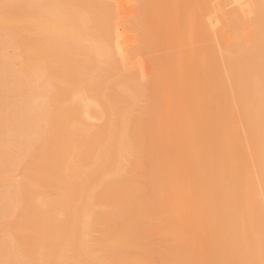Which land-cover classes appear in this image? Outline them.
Wrapping results in <instances>:
<instances>
[{
    "label": "bare ground",
    "instance_id": "1",
    "mask_svg": "<svg viewBox=\"0 0 264 264\" xmlns=\"http://www.w3.org/2000/svg\"><path fill=\"white\" fill-rule=\"evenodd\" d=\"M36 1V4H39L38 6H40L37 7L40 8V11L35 10L38 14L36 15L37 17L35 16L37 18L36 22L32 23L33 20L31 19H34L33 17H31L30 20L27 17L31 13L27 14L24 12L27 9L31 8H28L26 3L18 5L16 4L10 10L12 13H17V9L23 10L22 12L26 14V17H17L20 14L15 17L13 15L16 14L11 15L13 17H7L12 25H16L17 27H21L20 29L25 30H23L22 32L15 31L17 33H13L12 35L16 44H18V46H16V49L19 51L18 54L20 56V59H24L25 62H33L38 60H41L42 62L45 61L44 56L46 55L44 54H48V50H50L51 48H48V52H46V50H44L46 53L43 52V49H45L43 47L47 43H44L45 40H43L44 37L42 36V33H39L37 30L34 31L32 27L35 29H42L44 31L47 27L52 26L53 29L54 27H56V29L58 30L57 34H54L53 39L50 40L53 42H49L51 43L50 45H52H49V47L53 48V52L50 51V55H53V58L50 55L48 56V58H52L53 62V65L50 66H56L57 68L60 67V69L62 67L64 69V71L62 70L64 73L68 71H66V69L70 70V64L74 62L73 60L77 61L78 59L77 50L75 47L78 46V44H80L81 46V43H83L86 46L88 45L89 51L83 53V55L86 56V59L82 54L80 55V57L82 56V61L80 60V62L82 63L85 59V62H83L82 64H86L87 66V63L89 61H94V57L92 58L91 55H93L92 53H95L94 55L96 57L97 55L101 57L102 60L100 63H102V65H105L106 68L103 69L101 67V69L94 71V74L90 75V73L88 74V72L92 70L89 69L91 65L87 66V68L85 67L84 69L83 67L85 65L83 67L81 65L80 70H89L87 72L85 71V73L78 70L77 72L72 74V77H70L71 79L67 77L69 80H62L63 83L59 85L58 90H55V92H57L53 97H51L52 100H56L57 103H62L63 100L61 98L66 99L64 97V92H70V95L67 94L70 97L69 105L67 108L66 106H62V108H60L56 105L55 108L49 106L50 108H52V110L48 109V107L44 108L46 104V97H44L45 95H47L46 91V93H43L40 97L38 95V100L40 102L38 100H35V98L33 97V101L30 99L32 102L24 104L23 111H20L23 112L22 115L24 114L26 119L23 118L24 115H19V120L20 116H22V119L25 120H23V123H25L26 126L30 124V120H28L27 118L32 115L34 116L35 113H38L39 117H34L38 118V122H42L43 120L44 126V132L40 131L42 134H40V137L38 136L39 139L36 140L37 142L35 141L34 148H31V151L26 150L30 152V154H28L30 157L28 158V155H24L27 156L25 158H28V161L24 165H28V167H31V170L29 169V173L27 174V176L29 177V181L30 183L32 182V186H34L33 188H35L36 191H34L33 193H27L25 190L26 186L24 185V183L20 182L21 184L18 183L20 185V193L17 198L15 195H17L18 191L14 193L15 195H9L11 193H7L10 198L12 197V199L14 200L16 199V204H13L15 205V207L11 210L10 208L7 210L9 213H17L18 216V221H16L17 218H15V220L13 219L14 221H12L11 219V221L8 222L9 227L6 226L8 227L7 229H10L9 232L11 231V233L15 230L16 227L20 229V232L23 229H27L30 231L28 232V238H21L20 241L22 245L21 247H25L26 250L25 253L27 258L25 257L23 259H26L28 261V264H151L147 261L146 258L157 250L161 254L159 264H264V64L263 61L261 62L263 58L261 57L262 54L259 56L258 53H254L255 51H252L255 55L251 54L252 57H248L247 53L249 54V51L246 52L248 48L243 51L241 50L242 52L238 51L240 55L243 56L246 52L245 56H247L248 58H253V56H255L254 62L256 60V55H258L259 57H261L259 59V57L257 56L260 62L259 64H256L255 62L256 65H248V62L247 64H244L242 63L245 62L243 61V56L238 55V60L242 59V61L241 63H238V68L234 70L235 72H232H239L242 74H240V76L238 77L239 74L237 73L238 75L236 78V75L232 73L236 79L231 78L229 83L226 82L228 83V88L224 87L220 82H218L219 79L204 80L203 89L205 88V91L203 90V94L207 91V88L208 90L212 88L218 89L220 87H222L223 89V92L221 94L222 100L220 101V106L218 107L219 110L217 111V114L220 113L219 116L221 118L219 117L220 119H218L217 117L216 119H218V121L212 126L213 130L219 132V136L218 138H214L212 136L214 139H216L214 143V139L212 137H208L209 132L211 131L207 132L208 130H206L207 133H205L204 130L206 128L203 129L204 127H201L204 131V133L201 134L202 131L200 125H202L201 123L203 122H201L200 118H204L206 114L203 116L201 114L204 112H202V110L204 109H202L203 105L200 104V98H205V95H203L204 97L201 96L200 98H198L197 96L200 103L198 104L196 103V100L194 101L195 106H193V112H191V114L189 113L191 118H188V116L183 117L182 119H184L185 121L181 119L183 122L180 120L179 123L176 124H184V127L189 128L187 129L189 131L188 137H195L196 139H192L194 140V142L190 140L187 143H182L180 141L182 137L180 133L166 134V132L163 131V114L154 113L157 111H154V114H148V106L146 110L144 108L145 111L143 112L139 110V108H141L139 106L137 111L135 110L136 112L133 111L134 113L125 111L127 109L126 105L128 107V110L130 107L128 106L130 104V101L129 99H127L130 95L128 96L124 93V89L126 88L125 82L129 79L127 77L129 74H131L129 75L130 78L132 77V74L134 75L133 77H135L136 75L134 73H129L128 75L125 74L127 76H124L123 74L121 75V73H119L121 71L118 72L120 68L119 67L118 69L116 68L117 70L115 69V71L120 74L118 75L116 73L118 79L121 80H113L112 78L114 77L110 78V76L112 75L111 73H113L112 71H114V69L112 70V67L115 68V65L118 63L116 62V60L118 61L119 57L120 60H123L125 56L123 36L120 32L121 24H118L120 23V17L117 1L116 3H114L115 1L113 2L112 0H108L109 2H105L103 0L105 3L100 2V10L97 9V11L100 12H97L98 16H96L95 19L96 23H98L97 28L95 24V32L92 31L90 27L92 26L91 23H94H90V21L93 19L91 18V20H85L83 19V17H81V13L80 16L79 13L75 11V8L83 4L81 3L83 0L80 1V5L77 1L75 2H77L78 5L77 3H74V0H64V2L61 0L62 2L60 1L57 6H53L51 0H47L49 2L47 4H44V1L46 0ZM95 1L93 0L91 4H93ZM110 1L113 3H110ZM260 1L262 0L220 1V3L216 7L217 10H220L219 12L223 10V7L226 8V6L231 7V9L223 17L221 16L222 18H220V13L213 11L214 13H216V15L213 13L215 15V17L213 16V18L215 19L213 24V28H215L214 30H218L220 26L222 27V25L220 24L223 23L227 28L233 30L232 32H234L236 36H239V40L240 38H242L240 37V35L243 34V30H245L243 28V24L244 19H246V14L251 13L253 15V10L258 12V9L261 8L258 7L260 6ZM9 2H11L10 5L12 6V0ZM7 4L9 3L7 2ZM31 4L33 5V3ZM84 4H88V2ZM55 7H57L58 9L53 10V8ZM85 8L86 5L84 9ZM261 10L263 11V9ZM83 11L84 10H82V12ZM102 11H105L104 16L102 15ZM38 12L43 13V15L41 16ZM44 13L46 14V16ZM100 13L102 14L100 15ZM223 14L224 13H222V15ZM136 16L137 19L139 18V20L136 21L137 24L134 23V25H132L133 23L131 22L132 24L130 25H132L136 29H144L145 26L143 28L142 24V27H135V25L140 26V24L138 23L141 20L140 18L143 17L141 16V14V17H138V15ZM260 17L261 16L258 17V20L253 18L251 19V22L253 20L258 21L255 24L253 22L254 25L252 24L254 26V30L257 29L258 26V31H253L256 34L258 33L257 35L261 36V39H258V37L256 36L258 41L262 40L263 35L261 34H264V16L262 18L263 20L260 19L263 23L260 21L262 24L260 23V25H258ZM93 18L95 17L93 16ZM208 21L210 20H207V24L199 22V29L201 30L202 28L204 32H207L209 28ZM128 22H130V20ZM74 23L77 24L76 27L81 29L82 32L70 36L69 33H71V30L66 32L64 30L71 29L70 25ZM88 24H90V26ZM260 26L263 30L260 29ZM52 28L50 29L52 30ZM90 30L91 32H94L93 35H91V32L89 33ZM202 30L200 32H203ZM74 31L75 30H73L72 32ZM220 32L223 33V31ZM229 32L230 31H228V33ZM140 35L141 34H139V36ZM207 35L208 34L206 33V36ZM217 35H219L220 38L222 36L220 33H218ZM252 37H254V35ZM248 38L250 37H247V39ZM222 39L223 38L220 39V42H222ZM254 39H252V41H255L253 46H255V44L257 45V42ZM240 40V42L244 43V40ZM216 42H218L219 47V41ZM12 43L14 42L12 41ZM224 43L225 42L222 43V46L224 48L220 46L218 52L219 55L222 56L223 64H227L230 57L227 54H233V50L229 48L231 50L230 51L228 49L229 46L226 47L227 45H223ZM138 45H136V47ZM259 45L261 49L258 46L259 49L256 47V51L258 49L259 52L262 51L260 53H263L264 47H262L261 42ZM141 47L143 46L141 45ZM133 49L132 51H134ZM136 49L140 50V47L138 46ZM136 49L133 53L131 52L130 54L133 55L136 52ZM2 50L4 51V48ZM253 50H255V48ZM113 51L115 54H113ZM13 52L15 54L17 53L15 51ZM114 55L115 57L118 56V59L115 60ZM136 55H139V52ZM11 57H5V60H2L4 61V63L2 62L3 69L0 71L2 74L0 75L3 78V81L2 78H0L1 82H3L2 85H0L1 100H5L2 94L7 89L10 90V88H25L26 90L27 88H33L34 83H36L35 80L33 82L34 77L32 76L34 73H29L30 71L28 72L26 70H24L23 73H21V71L19 72L20 74H22V76L18 74V77L16 79L13 78L14 76H11L13 80L9 79L12 71L11 62H13H10ZM130 58L131 57H129V59ZM231 61L233 62V59L230 60V62ZM44 63L45 62H43L42 64L44 65ZM81 63L78 64V67ZM111 65L113 66L111 67ZM2 66H0V69ZM6 67L11 71L7 70ZM12 67L14 68V66ZM73 67H75L76 69V66L73 65L71 67V70H74L72 69ZM109 68H111L112 70L111 73L110 70L108 71ZM209 70H207V72ZM9 72L10 74L7 78V74ZM14 72L16 73L15 70ZM52 73H50V75ZM108 73H110L111 75L108 76ZM245 76L246 78H248L247 80H244ZM210 77L213 78L212 76ZM136 79L139 82L137 76ZM131 81L134 82V78L133 80L131 79ZM45 82L48 83L47 81ZM56 84H58V81ZM49 85L50 84L48 83V86ZM195 89L198 90L197 88ZM135 90L133 89L134 92ZM60 100L62 102H60ZM133 100H136V98ZM133 100L131 101V103H134ZM141 100L144 101L143 99ZM70 104H72V106H70ZM149 104L151 105V103ZM81 106L83 107L81 108ZM3 107L4 106H2V108ZM13 108L15 109V107ZM80 108L83 109V111H81ZM46 109H48L49 111ZM3 110V112L5 113L6 108ZM149 110L151 109L149 108ZM214 113H212L213 116H215ZM210 114L211 113L207 114L208 118ZM146 115L150 116L145 117ZM168 117L169 116H167L166 118L168 119ZM10 118H12V116L9 117V119ZM91 119L97 122L101 121V124L89 126L87 122ZM12 121H15V119ZM31 121V123L34 122L33 124H35L37 120L34 121V119H31ZM4 123L7 125L5 121ZM19 123L20 126L24 125H21L22 122ZM5 124L3 125L5 126ZM207 125L208 123H206L205 126ZM6 127L7 126H5V129ZM209 128V130H212L211 126ZM7 129H9V127H7ZM10 129L15 133L14 135L16 136L24 137L25 135L23 132V128L17 127L15 124L10 123ZM6 130L4 131L6 132ZM11 130L9 132H11ZM26 130L27 129H25V131ZM30 132L31 134H33L31 130ZM212 133L213 132H211V134ZM33 135H37V132ZM22 138L19 139L22 140ZM1 139L2 137H0V147L2 148L0 149V166L2 169L4 168V171L5 169H7L6 167H9L11 165V162L13 163V156H10V154L13 153V150L10 154H8L10 151L6 154L5 150L12 147V145L5 149L4 146L6 143H4ZM25 139L26 138H24V140ZM244 139H246V141H244ZM191 142L193 144H191ZM244 142L247 145H253L254 147L253 152L250 154V157H248V148L245 147ZM8 143L7 145H9ZM31 144L32 141H30L29 145ZM143 152H146L148 166H145L141 161L142 158L145 157V155H142ZM18 159L20 160V158ZM24 159H22V161H25ZM177 160L179 162L183 161V163L186 164H183L184 166L181 164V166L178 167L176 165ZM162 162H168L169 164H172V168L170 170L173 173V178L177 179L182 184L180 192L176 193L175 190H172L174 195L173 199L179 201L184 200L185 206L187 208H189L191 204H195L197 207V212L194 218L196 219V223H198L196 231L199 232L200 230L201 232V230H204L205 233V228L208 227H201L208 225L209 227H211L208 228V230H210L212 232V235H214L211 237L203 238L202 242L200 243L198 252L194 253L193 260L190 259V262L186 261L187 257L183 245H179L180 243L177 242L179 243V248H174V242V245L170 242L168 229L172 227V223L174 221H172L171 218L174 220L175 215H173V212V216L170 218L172 209H169L170 212H168L167 209V200L170 196L169 191L171 193V187L168 184V179H166V177L161 174V172L163 171L160 167ZM22 163L23 162H20L21 166ZM3 171L0 173L6 179V176L10 174L11 170H5L7 171L5 174ZM14 175L11 174L10 176L14 177ZM109 176H113V178L108 179ZM146 176L154 186V189L151 191L153 192V196L151 198H148L147 193H145V191H148V189L144 188L145 186H143V183L140 184L141 181L139 180V177ZM131 177H134V183L135 185H137L135 189H130L128 186ZM208 178H210V180H208L209 182L206 181V179ZM203 180L206 182V184L208 182V184L205 186L208 190L206 192L207 194L204 193L208 197L205 198V200L204 198H201L199 194L197 197L198 199L192 197L190 193L193 192L190 191V186L195 184V182H197V184L201 182L202 184ZM210 181L215 183V186L217 183V186L214 187L219 192V195H217L219 196L218 199L216 197V191L212 192L213 189L210 190V187H212L210 184H213ZM17 185L14 186V190L17 188ZM33 188L31 187L30 191H33ZM142 189L145 190L142 191ZM182 189H186V192H182ZM57 191L59 193L54 196L52 193ZM214 192L216 194H214ZM212 194L213 198L215 196V200H212L210 198L212 197ZM13 196L15 198H13ZM6 197L7 196H4L3 198ZM95 206L102 207V210H94ZM211 210H214V212H212L213 216L211 215ZM6 212L7 211L0 206V218L5 217L3 215ZM222 220L223 223L226 222L225 225L220 223V221ZM114 225L121 227V229H123V232H114ZM218 228H220L221 230ZM223 228L224 230L226 229L225 232ZM92 233H96L97 235L95 237H91ZM9 235L11 234L9 233ZM12 236L11 239L13 238L14 240L15 236ZM18 238L19 237H17L16 241H19ZM135 249L139 252L135 254L130 252L131 250ZM3 253V251L2 253H0V264H15V262H17V258L16 261H13L11 259V254L9 255ZM25 253L22 254L25 256ZM171 256L176 258L174 260L175 262L172 260L173 257L171 258ZM10 260L14 263H10ZM20 260L21 262L23 261L22 258ZM171 260L173 261L172 263ZM19 263L20 261H18V264Z\"/></svg>",
    "mask_w": 264,
    "mask_h": 264
},
{
    "label": "rangeland",
    "instance_id": "2",
    "mask_svg": "<svg viewBox=\"0 0 264 264\" xmlns=\"http://www.w3.org/2000/svg\"><path fill=\"white\" fill-rule=\"evenodd\" d=\"M9 1H11V0H5V1L0 0V32H1L0 33L1 34L0 35V66L3 65L2 62L4 63V61H2V60L5 57H8L9 58V57L12 56L11 59H10V62L13 61V62H11V69H12V71L9 70L6 67L7 70L11 71V74H10V72L7 74V78H8V75L10 74V77H9L10 80L11 79L13 80V78L16 79L18 77V74L22 76V74L19 73L20 71H21V73H23L24 70H26L28 72L30 71L29 73H32V74L34 73L32 77H34L33 78V82L35 80L36 83H34V87L33 88L32 87L30 89L27 88L26 90H25V88H20V89L19 88H10V90L7 89L2 94L3 95V98L5 100H1L0 99V111H1V114H0L1 115V118H0V137H2L1 140L4 143H6L5 146H4L5 149L12 145V147L8 148L9 150L8 149L5 150L6 151V154L9 151L10 152L8 154H10L12 152V150H13V153H14V154L13 153L10 154V156H13L12 157L13 163L12 162L10 163L12 166L10 165L11 167L10 166L9 167H6L7 169H5V170H11V172H10V174L8 176H10L11 174H13V175L15 174L14 177H11V176L8 177V176H6V179H5V177H3V175H1V173H0V175H1L0 176V186H1L0 187V200H1L0 201V203H1L0 206H1V208H4L7 211L3 215L5 217L0 218V246H2V247H0V253H2V251H3L4 252L3 254H9V255L11 254L10 257H11V259L13 261H16V258H17V262H15V264L16 263L18 264V261H20L21 264L22 263L23 264H28V261L26 259H23V258L26 257V253H25L26 250H25V247H21L22 245H21V242L20 241H21V238L22 239L24 237L28 238V236H29V233L28 232H30V231L27 230V229H23L20 232V229L17 228L16 225H15V227H16L15 230L13 229L14 231L12 233H11V231L9 232L10 229L9 230L7 229L9 227L8 226L9 225L8 222L11 221V219H12V221H14L15 218H17L16 221H18V216H17V213H14V212H13L14 214L13 213H9L7 209L10 208V210H11L12 208L15 207V205H13V204H16L15 203V200L16 199L14 200V199H12V197L10 198L9 195H15L14 193L16 191H18L17 192V195H15V196H16V198H17V196H19V193H20L19 192V187H20L19 184L24 183V185L26 186L25 190H26L27 193H29V192L33 193L34 191H36V189L33 188L34 186H32V182L30 183L29 177L27 176V174L29 173V169L31 170V167H28V165H24V164L28 161V158L30 157L28 154H30L29 151L32 150L31 148H34L35 141L39 139L40 134H42L41 132H44L43 131L44 130V128H43L44 126H43V120H42V122H40V121L38 122V118H35V117H39V114L38 113H35V115H34L35 117L32 115L29 118H27L28 120H30V124H28L29 126L28 125L26 126L25 123H23L25 121L24 119H26V117H25L24 114H23L24 115L23 116L22 115L23 112H20V111L21 110L23 111L24 104H28V103L32 102L33 101L32 99H34V98H35V100H38L39 99L38 98V95L40 97L43 93H46V91H47V95H45L44 97H46L45 102H46L47 106L45 104V107L44 108H47L48 107V109H51V110H52V108H55L56 106H59L60 108H62V106L63 107L66 106V108H67L68 105H69V100H70V97H69L70 92H68V93L64 92V97L66 99L67 98L68 99L66 100L64 98H61L63 100V102L61 100H60V102H62V103H57V101L54 100V99H53L54 101L52 100V97L57 92V91L55 92V90H58L59 85L62 84L65 79L66 80L68 78L71 79L70 77H72V74H74L78 70L79 71H82L83 73H85L86 69L85 70H83V69L85 67L87 68V66H90V65L92 66V67L91 66L89 67L90 70L92 69L90 72H88V74L90 73V75L91 74H94V71H97V70L101 69V67L103 69H105L106 66L105 65H102V63H100L102 59L98 55L96 57L94 55L95 53H92L93 55H91L92 58L94 57L93 58L94 61L92 62V60H91V61H89L87 63L88 64L87 66H86V64H84L85 65L84 66L82 63L85 62L84 60L86 59V56H84L83 53H86L87 51H89V47H88V45L86 46L83 43H81V46H80V44H78V46L75 47L76 50H77L78 59H77V61L76 60H73L74 62H72V64H70V70L69 69H66V71L67 70L68 71L64 73L63 72L64 69L62 67H61V69H60V67H58L59 68L58 69L56 66H54V67L53 66H50V65H53L52 64L53 63L52 62L53 55H50V51L53 52V48L52 47H49V45L51 44L49 42H53V41H50V40L53 39L54 34H57V30H58V29H56V27H54V29H53L52 26L47 27L44 31L42 29H38V28L35 29V28L32 27V29L34 31L37 30L39 33H42V36L44 37V39L43 38L42 39L45 40L44 43H47L43 47V48H45V49H43V52L46 53V52L49 51L48 54L47 53L44 54V55H46L44 57L45 58L47 57L46 59H49V60H46L44 58L45 61H43V62L46 63V61H47L46 64H48V65H46L45 63L43 65L42 64L43 62L41 60L33 61V62H30V61L29 62H25L24 59H22V58L20 59V56L18 54L19 51L16 49V46H18V44H16V42L14 41V38H13L12 35H13V33H17L18 31L22 32L24 29H20L21 27H17L16 25H12L9 22V20L7 19V17L8 18L13 17V16L15 17V16H17L19 14L20 15L17 16V17H22V16L23 17L24 16L26 17V14L25 13H27V14L28 13L29 14L31 13L27 17L29 18V20L31 19V17H33L35 19V21H34V19H31V20H33L32 23H34V22L37 21V18H36L37 16L36 15H38L35 10L40 11V8H37V7H40V6H38L39 4H36L37 3L36 0H33V1L32 0L31 1L30 0H23V1L22 0H12V3H13L12 6L10 5L11 2H9ZM48 1H50V0H48ZM48 1L47 0L44 1V4L49 3ZM60 1L61 0H51V2L53 3V6H57L60 3ZM62 1L64 2V0H62ZM69 1H73V0H69ZM75 1L79 2V5L81 3H83L80 6H78L77 8H75V11L78 12L80 16L82 14L81 17H83V19H85V20H91V18L93 19V20L90 21V23L91 22H94V23H91L92 26H90V24H88V25L91 27V30L95 32V30H96L95 29V24H96V28L98 26V23H96V20L95 19H96V16H98L97 15V12H100V11H97V9L100 10L99 4H101L104 1L107 2L108 0H104V1L103 0H101V1L100 0H96V1L94 0L95 2L93 4H91L93 2V0H86V1L83 0L84 2L82 0H74L73 2L74 3H77ZM80 1H82V2L80 3ZM98 1H99V3H98ZM112 1L113 2L115 1L114 3H116V1H117V6L119 8V17L120 18L119 17L118 18L120 20V23H118V24L119 25L121 24L120 25V28H121L120 29V32L122 33V36H123V43H124L123 46H124V49H125L124 50L125 56H124V59L123 60H120V57L118 59V56L115 57V55H114V59L115 60L118 59V61L116 60V62H118V63L121 62V63L120 64L117 63L115 65L116 67L114 66L115 68H113L112 67L113 65H111L112 70L114 69V71H115L116 68L118 69L120 67L119 70H118V72L121 71V72H119V73H121V75L123 74L124 76H127L129 73H134L138 77V79H139V82H138V80L136 79V76L133 77L134 75L132 74V77L134 78V82H133V81H131V79L133 80V78L132 77L130 78V76H129L131 74H129L127 76L129 79L125 82L126 88L124 89V93L126 95H128V96L130 95L131 97L130 96L129 97L127 96L128 97L127 99H129V101H130L129 102L127 100L130 103L128 105V106H130L129 107V110H128L127 105H126V108L127 109L126 110L124 109V110L127 111V112L134 113L133 111H135V110L137 111V109L139 107H141V108H139V110L141 112H143V111H145L147 109V106H148L151 109V110H149V108H148V111H149V112H147L148 114H150V113L151 114H154V113L163 114L162 126L164 125L163 131H165L166 134H179L180 133L181 136H182L180 141L182 143H187L190 140L196 139V138L195 137H193V138L188 137L189 131L187 129H189V128L184 127V124L183 125L182 124L181 125H176V124H178L179 121L183 117H187L188 116V118L189 117L191 118L190 114H191V112H193V106H195L194 105V101L196 100L197 101L196 103H198V104L201 101L200 104L203 105L202 106L203 107L202 109H204V110H202V112L203 111L204 112L201 113V114H202V116L205 115V114L206 115L204 116V118H200L201 122H203V123H201L202 125H200V128L201 127H204L203 129L206 128L204 130L205 133H207L209 131L213 132L212 133L213 135L211 134V132H209L208 137H212L213 136L214 138H216V137L218 138L219 132L213 130L212 126L218 121V119L221 118L219 116L220 113L217 114V111L219 110L218 107L220 106V101L222 100V95L221 94L223 92V89H222V87L218 88L219 90L217 88H212V89L216 90L217 91L216 92V91H214L212 89L208 90V88H207V91L203 94V90L205 89V88L203 89V83H204V80H211V79L217 80V79H219L218 82H220L224 87L228 88V83H229L230 79L231 78H235L234 75H236V78H237V75L238 74H239L238 77L240 76V74H242V73H239V72H236V73H233V72H235L234 70L238 68V63L239 62L241 63V61H242V59L241 60H238V57L239 56H243V55H240L239 52H242L243 50H246L247 48L248 49H247L246 52L249 51V54L247 53V56L248 57L251 56V54L253 55L254 53H258L259 56L262 54L261 57L264 58V56H263L264 52L263 53H260L262 51L259 52V50H258L260 48V45H259L260 42H261L262 47H264L263 46L264 45V34H261L263 36H262V40H259L260 41L259 42L258 39H261V36L260 35H257L258 33L256 34L255 32H253V31H256V30L258 31V26H257V29H255V30H254V26H253L258 21H254L253 20L251 22V19L252 18L258 20V17L259 16H261V17L259 18L258 25H260V23L262 22V20H263L262 18L264 16V0H262L263 3H262V1H260L261 2V3H259L260 6H258V7H261V8H259L260 10L263 9V11L261 10L262 12L258 9V12L253 10V12H252L253 15L251 13L250 14H246V17H245L246 19H244V24H243L244 25L243 28L245 30H243V32H242L243 34L240 35V37H242L240 39L244 40V43L243 42H240L241 40L240 39H239L240 41L238 40L239 36H236L234 34V32H232L233 30L227 28L226 25L223 24V23L220 24V25H222L223 28L219 25L220 28L218 30H214L215 28H213V26H214L213 24H214V20L215 19L213 18V16L215 17V15H216V13H214V12L220 13L221 14V15L219 14L220 15V18H222L231 9V7L226 6V8L223 7L222 8L223 10L221 12H219L220 10H217L216 7L220 3V1H222V0H142V1H140V0H112ZM217 1H219V2H217ZM7 2L9 4H7ZM87 2H88V4H84V3H87ZM113 2L110 1V3H113ZM138 2H140V3H138ZM22 3L23 4L26 3V5L28 6V8L31 7L29 9H27L28 12L26 10V11H24L25 12L24 13V12H22L23 10L17 9V11H18L17 12L18 14H17V13H12L10 11L13 8L14 5H16V4L18 5V4H22ZM31 3H33V5ZM77 5H78V3H77ZM85 5H86V8L84 9ZM8 6L9 7L11 6V7L9 8ZM94 6H96V7H94ZM81 7H83V8H81ZM91 7L94 8V9H92ZM21 9H26V8H21ZM56 9H58V8L57 7L53 8V10H56ZM227 9H228V11H227ZM77 10H79L80 12L77 11ZM82 10H84V11L82 12ZM88 10H89V12H88ZM90 10H91V12H90ZM93 12L94 13L96 12V13L94 14ZM104 12H103V14L100 13V15L102 14L104 16ZM91 13H92V15L95 18H93V16L91 15ZM222 13H224V14L222 15ZM13 14H16V15H13ZM21 14H23V15H21ZM39 14L41 16L43 15V13H39ZM84 14H86V15H84ZM140 14L143 17H141ZM11 15H13V16H11ZM136 15H138V17H141L140 18L141 20H142V18H143V20L144 19L145 20L144 21L143 20L142 21L140 20L143 23H141L139 21L138 24H140V26H138V25L136 26L135 25V27H142L141 26V24H142L143 25V28L145 26L146 29L145 28L144 29L140 28L141 29L140 30V29H138V28L136 29V28H134L132 26V25H134V23L137 24L136 21L139 20V18L137 19V16ZM247 15H249V16H247ZM255 15H257V16H255ZM45 16H46V14H45ZM87 16H89V17H87ZM105 16H106V14H105ZM206 16L208 17V19H207ZM247 17H249L250 19L247 18ZM260 19H262V20H260ZM129 20H130V22H128ZM133 20H135V21H133ZM207 20L212 21V22L208 21L209 28H208L207 32L206 31L204 32L202 30V28H201V30L203 32H200L201 30L199 29L200 28L199 22L200 23L202 22L203 24H207ZM21 21H23V20H21ZM253 22H254V24H253ZM144 23H145V25H144ZM130 24H132V25H130ZM76 25L77 24L74 23V24L70 25V28L71 29L64 30V31L66 32V31H70L71 30L70 31L71 33H69L70 36L81 33L82 32L81 29L77 28ZM93 25H94V27H93ZM261 26H260V29L262 28ZM50 28H52V30ZM29 30H31V29H29ZM73 30H75V31L72 32ZM91 30L89 31V33L91 32ZM261 30H263V29H261ZM15 31H17V32H15ZM135 31H137V32L142 31V32L137 33ZM220 31H223V33H221ZM228 31H230V32L228 33ZM9 32H10V34H9ZM50 32H51V34H50ZM75 32H77V33H75ZM94 32H91V35H93ZM263 32H264V30H263ZM206 33L208 34L207 36H206ZM218 33H220L223 36V37L221 36V38H223L222 39V42H220L221 41L220 40L221 38H220L219 35H217ZM135 34H136V36H135ZM139 34H141L142 36L141 35L139 36ZM230 34H231V36H230ZM253 35H254V37H252ZM256 36L258 37V39H257ZM247 37H250V38L247 39ZM11 38H12V40H11ZM203 38H204V40H203ZM230 39H231V41H230ZM252 39L256 40L257 45L255 44V46H253L255 41H252ZM12 41L14 43H12ZM216 41H219V44H220V46L222 48H224L222 46V43L225 42L223 45H225V46L227 45L226 47L229 46L228 49L230 48L231 50H233L232 51L233 54H231V55H229L230 53L227 54L228 56H230L229 57V62H227V64H223V62H222V56H220L219 55V52H218V49H219L220 46L218 47V42H216ZM249 44H250V46H249ZM136 45H138L140 47V50L139 49L138 50L136 49L138 47V46L136 47ZM141 45L143 47H141ZM154 45H155V47H154ZM50 46H52V45H50ZM258 46H259V48H258ZM77 47H78V49H77ZM251 47H253V48H251ZM256 47L258 48L257 51H256ZM3 48H4V51L2 50ZM48 48H51V49L48 50ZM254 48H255V50H253ZM86 49H88V50H86ZM132 49L134 51L136 49V52L138 51L139 52V55H136V54H138V52L137 53L135 52L133 54L134 56L132 54H130L131 52L132 53L134 52V51H132ZM144 49H147V50H144ZM44 50H46V52ZM13 51H15L17 53L15 54ZM252 51H255V52L253 53ZM246 52L244 53L245 55H246ZM51 54H53V53H51ZM81 54L85 58V59L83 58L84 60H83L82 63L80 62V60L82 61V56L80 57ZM113 54H115L114 51H113ZM49 55L52 58L51 57L48 58ZM258 55H256V60H255L256 64L257 63L259 64V62H260L259 59L261 58ZM244 56H243V59H244L243 61H245V62H242V63L247 64V62H248V65L249 64L256 65L255 62H254V59H255L254 57L255 56H253V58H251L252 56L250 58H248L247 56H245V58H244ZM257 56L259 57V59L257 58ZM129 57H131V58L129 59ZM132 57H134V58H132ZM231 58L233 59V62L231 61L232 64L230 62V60H232ZM234 58H235V60H234ZM263 58H262L261 62L263 61V64H264V59ZM95 59H96V61H95ZM257 59H258V62H257ZM48 61H49V63H48ZM79 63H81V64L78 67V64ZM235 63H237V64H235ZM73 65H75L76 66V69L77 68L78 69L76 70L75 67H73L72 69H74V70H71V67ZM81 65H82V67L84 66L82 70H80L81 69L80 68ZM4 66H5V64H4ZM12 66H14V68ZM97 66H99V67H97ZM260 66H261V64H260ZM49 67H51V68H49ZM35 68H37V69H35ZM96 68H98V69H96ZM209 68H210V70H209ZM2 69H3V66L1 67L0 71ZM14 70L16 71L17 74L14 72ZM109 70H110V73H111V71H112L111 68H109L108 71ZM134 70H136V71H134ZM207 70H209V71L207 72ZM114 71H112L113 72V73H111L112 75L110 73H108V76L111 75L110 78L111 77H114V78H112L113 80H121V79H118V77H117L118 72L117 71L114 72ZM132 71H134V72H132ZM247 72H249V71H247ZM50 73H52V74L50 75ZM0 74H1V72H0ZM64 74H65V76H64ZM125 74H127V75H125ZM1 75H0V78H2ZM118 75H120V74H118ZM11 76L12 77L14 76V77L12 78ZM62 76H64V77H62ZM210 76H212L213 78H211ZM220 78H221V80H220ZM247 79L248 78H246V76H245L244 77V80H247ZM135 80H137V81H135ZM140 80H143V81H140ZM2 81H3V78H2ZM45 81H47L50 85L48 86V83H46ZM57 81H58V84H56ZM0 82H1V79H0ZM130 82H132V83H130ZM226 82H228V83H226ZM2 83L3 82H1L0 85H2ZM129 83H130V85H129ZM127 85H129V86H127ZM192 85H194V86H192ZM54 87H55V89H54ZM192 87H195L198 90H196L195 88H192ZM33 89H34V91H33ZM133 89L134 90L136 89L135 92L133 91ZM7 93H9V94H7ZM10 93H12V94H10ZM217 93L220 94L221 96L218 95ZM67 94H69V95H67ZM143 94H144V96H143ZM203 95H205V98H200ZM197 96H198V98H200V101L197 98ZM145 97H147V98H145ZM27 98H28V100H27ZM131 98H133V99L136 98L137 101L136 100H133ZM141 99H143L144 101H142ZM132 100L134 101V103L133 102L131 103ZM38 101H36V102H38ZM148 101H150V102H148ZM22 102H24V103H22ZM145 102L147 103V105H146ZM3 103H5V104H3ZM149 103H151V105ZM8 104H10V105H8ZM132 104H134V105H132ZM2 106H4V107L2 108ZM5 106H8V107H5ZM19 106H21V107H19ZM49 106L52 107V108H50ZM70 106H72V104H70ZM134 106H136V107H134ZM13 107H15V109ZM17 107H18V109H17ZM82 107L83 106H81V108ZM5 108H6V110H5V113H4L3 112L4 111L3 109H5ZM81 108H80V110L83 111V109H81ZM144 108H145V110H144ZM153 108H154V110H153ZM196 108H197V105H196ZM48 109H46V110H48ZM51 110H50V112H51ZM194 110H195V107H194ZM154 111H157V112H154ZM200 111H201V106H200ZM6 112H7V114H6ZM208 112L211 113L210 114L211 116L209 115V118H208V115H207V114H209ZM2 113H3V115L5 117L2 115ZM212 113H214L215 116H213ZM36 114H38V115H36ZM6 115L9 116V117L12 116V118H10L11 120ZM19 115H22L24 119H22V116H20V120H19ZM148 116H150V115H146L145 117H148ZM167 116H169L168 119L166 118ZM2 117H4V118H2ZM6 117H7V119H6ZM31 117H33V118H31ZM217 117H218V119H216ZM14 119H15V121H12ZM31 119L32 120L34 119V121L37 120L36 123H35L37 127L35 126V124H33L34 122L31 123L32 122ZM182 120H184V119H182ZM4 121L7 123V125L4 123ZM204 121H205V123H204ZM207 121H209V122H207ZM1 122H3V123H1ZM19 122H22L21 125L22 124H24V125L20 126L19 125L20 124ZM10 123L15 124L17 127L23 128V132L25 134L24 137L22 136L23 138L20 137V136L14 135L15 133L12 132V130L10 129ZM37 123H38V125H37ZM87 123L89 124V126H93V125L95 126V125L101 124V121H98L97 122V121L91 119V120H88ZM206 123H208L209 126L208 125L205 126ZM3 124H5V126L9 127V129H7V127H6V129H7L6 130L5 129V126ZM2 126H4V127H2ZM210 126H211V129L212 130H209L210 129L209 128ZM1 128H2V130H1ZM25 129H27L26 130L27 132L25 131ZM203 129L201 128V131H202V132L200 131L201 134L204 133ZM4 130H6V132ZM10 130H11V132H9ZM30 130L32 131L33 134H35L37 132V135L34 136L33 134H31ZM206 130H208V131L206 132ZM191 131H194V130H191ZM29 133H30V135H29ZM5 134H6V136H5ZM3 135H4V137H3ZM10 137H11L12 140L10 139ZM7 138H9V139H7ZM19 138L20 139L22 138V140H20ZM24 138H26L27 141H26V139L24 140ZM212 138H209V139H212ZM8 140H10V141H8ZM30 141H32V144L31 145H29L30 144ZM192 141L194 142V140H192ZM215 141H216V139H214L213 142L215 143ZM244 141H246V139H244ZM7 143L9 145H7ZM195 143H196V141H195ZM191 144H193V143L191 142ZM6 145H7V147H6ZM244 145H245L246 148H248L247 149L248 152H249L248 153V157H250V154L253 152L254 147H253L252 144H251L252 146H249L245 142H244ZM0 149H2V148L0 147ZM26 150H29V151H26ZM24 155H28V158H25L27 156H24ZM142 155H145V157L142 158V160H141L142 163L145 166H148V161L146 159V152H143ZM21 157H22V159L25 158L24 159L25 161H22ZM18 158H20L21 161ZM16 159L18 161H20V162H23L22 163V166H21L20 162H18ZM181 164L183 165V164H186V163H183V161L182 162H179L178 160L176 161V165L178 167H180ZM19 165H20V167H19ZM160 167H161V170H163L161 172V174H163L164 177H166V179H168V184L171 187V189H170L171 190V193L169 191L170 196H169V198L167 200L168 201V203H167V209H168V212H170L169 209H172L171 210V216H170V218L173 215H175L174 216L175 217L174 220L171 218V220L174 221L172 223V227H170V229H168V234L170 235V242L172 244L174 242V244H175V245L173 244L174 245V248H179V245L182 244L183 247H184V249H185V254H186V257H187L186 258V261L190 262L191 260H193L194 253L198 252V249L200 247V243L202 242L203 238H205V237H211V236H214V235H212V232L210 230H208V228H211L208 225H205V226H202L201 227V228L208 227V228H205V231H206L205 233H204V230H201V232H200V230H199V232L196 231V229L198 227L197 226L198 223H196V219L194 218V216L196 215V212H197L196 205L195 204H191L190 207L187 208L185 206V201L184 200L179 201V200H174L173 199L174 198V195H173L172 190H175L176 193L180 192L181 191L182 184L177 179H174L173 178V173L170 170L172 168V164H169L168 162H162ZM1 169L2 168L0 166V172H2L4 168L2 170ZM5 170L3 171L4 174L7 172ZM206 173H208V172H206ZM24 175H26L27 177L24 176ZM209 176H210V174H209ZM1 177H3V178H1ZM112 178H113V176H109L108 179H112ZM139 180L141 181L140 184L143 183V186H145L144 188L148 189V191L146 190L145 193H147L148 198H151L153 196V192H151V191L154 189V186L151 184V182L149 181V179H148L147 176L146 177H139ZM208 180H210V178L206 179V181H208ZM5 181H7V182H5ZM22 181H24V182H22ZM212 181H210V182H212ZM202 182H203L202 184H201V182L198 183V184H197V182H195V184H193L192 186H190L191 187L190 188V191L193 192V193H190V195L192 197H194V198H197L198 197V194H199L200 197L201 198H204V200H205V198L208 197L206 195L207 194L206 192L208 190H207V188L205 186L208 184L209 181L207 182V184H206V182L204 180ZM15 183H17V184L19 183V184L17 185ZM3 184H4V186H3ZM213 184H210L212 186V187H210L211 188L210 190L213 189L212 192L213 191H216L217 194L215 192H214V194H216V197L218 199L219 196H217V195H219L218 194L219 192L217 191V189H215V187L217 186V183H216V186H215V183H213ZM15 185H17V188L14 190V186ZM28 185H30V186H28ZM128 186H129L130 189H135L137 187V185H135V183H134V177H131L130 178V182H129ZM31 187L33 188L32 189L33 191H30L31 190ZM144 190L142 189V191H144ZM5 191H6V193H5ZM8 192L11 193V194L8 195L7 194ZM182 192H186V189H182ZM57 193H59V192L58 191L57 192H53L52 194L55 196V195H57ZM196 193H197V195H196ZM204 193H206V194H204ZM4 196H7V197L6 198H3ZM8 198H9V200H8ZM13 198H15V197L13 196ZM53 198H57V197H53ZM210 198L212 200H215L216 199L215 196L213 198V194H212V197H210ZM4 199H6V200H4ZM7 206H8V208H7ZM94 210L101 211L102 210V207L95 206L94 207ZM173 212H174V214H173ZM212 212H214V210H211V213ZM157 214H158V212H157ZM13 215H15V216H13ZM211 215L213 216V213ZM227 215H229V214H227ZM220 223L225 225L226 222L223 223V220H222V221H220ZM195 224H196V226H195ZM6 226H8V227H6ZM113 227H114V229H113L114 232H116V233L123 232V229H121V227H119L117 225H114ZM194 228H195V230H194ZM218 229H220V228H218ZM223 230H224V228H223ZM225 230H224V232H225ZM24 231H26V232H24ZM9 233L11 235H9ZM12 234H13V236H12ZM96 235H97L96 233H94V234L92 233L91 237H95ZM11 236L12 237L15 236L14 237V240H13V238L11 239ZM16 236L19 237L18 238L19 241H16L17 240V237ZM16 242H17V244H16ZM177 242H179L180 244L177 243ZM17 245L18 246L20 245L19 246V250H18V246ZM3 246H4V248H3ZM175 246H178V247H175ZM23 249H24V251H23ZM20 251H22V252H20ZM130 252L135 254V253H138L139 251L135 249V250H131ZM19 253L21 255H23L25 253V256L24 255L21 256ZM160 255H161L160 252L156 250L155 252H153V254H151L150 256H147L146 259L151 264H159V260L161 258ZM18 256H20L22 258V260H23L22 262L20 260L21 258L18 257ZM172 257L173 256H171V258ZM175 259L176 258H174V257L172 258L173 261ZM172 260H171V263L173 262ZM13 261L10 260V263H14Z\"/></svg>",
    "mask_w": 264,
    "mask_h": 264
}]
</instances>
